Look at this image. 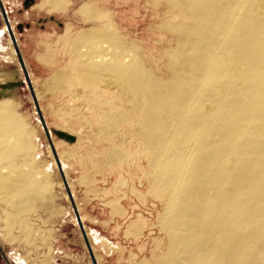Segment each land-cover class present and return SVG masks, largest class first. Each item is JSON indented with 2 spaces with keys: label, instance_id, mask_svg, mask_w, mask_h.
<instances>
[{
  "label": "bare ground",
  "instance_id": "6f19581e",
  "mask_svg": "<svg viewBox=\"0 0 264 264\" xmlns=\"http://www.w3.org/2000/svg\"><path fill=\"white\" fill-rule=\"evenodd\" d=\"M165 3L184 19L157 26L174 38L163 50L164 72L153 74L133 46L120 45L102 12L72 46L78 78L100 81L126 107L108 103L106 119L132 116L151 188L165 197L157 264H264V0ZM4 95L0 160L26 139ZM1 168L0 191L19 197L33 188L24 168Z\"/></svg>",
  "mask_w": 264,
  "mask_h": 264
},
{
  "label": "rangeland",
  "instance_id": "374dc122",
  "mask_svg": "<svg viewBox=\"0 0 264 264\" xmlns=\"http://www.w3.org/2000/svg\"><path fill=\"white\" fill-rule=\"evenodd\" d=\"M174 11L165 0H0V92L26 133L0 170L18 166L34 180L19 197L0 191V264L158 263L164 194L151 188L132 116L104 117L108 103L126 107L100 81L78 78L72 46L103 12L118 43L133 46L159 75L174 38L157 26L184 19Z\"/></svg>",
  "mask_w": 264,
  "mask_h": 264
},
{
  "label": "water",
  "instance_id": "95a60500",
  "mask_svg": "<svg viewBox=\"0 0 264 264\" xmlns=\"http://www.w3.org/2000/svg\"><path fill=\"white\" fill-rule=\"evenodd\" d=\"M5 18V21H6V25H8V22H7V20H6V17H4Z\"/></svg>",
  "mask_w": 264,
  "mask_h": 264
}]
</instances>
